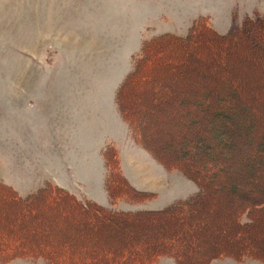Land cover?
I'll return each mask as SVG.
<instances>
[{
  "label": "trees",
  "instance_id": "1",
  "mask_svg": "<svg viewBox=\"0 0 264 264\" xmlns=\"http://www.w3.org/2000/svg\"><path fill=\"white\" fill-rule=\"evenodd\" d=\"M244 20L219 34L198 18L184 37L143 41L114 93L132 141L196 192L161 209H115L157 195L129 183L113 144L101 150L109 207L50 181L25 196L0 183V264H264V16ZM234 68L251 81L234 82Z\"/></svg>",
  "mask_w": 264,
  "mask_h": 264
},
{
  "label": "rangeland",
  "instance_id": "2",
  "mask_svg": "<svg viewBox=\"0 0 264 264\" xmlns=\"http://www.w3.org/2000/svg\"><path fill=\"white\" fill-rule=\"evenodd\" d=\"M255 15L264 16V0H0V183L25 196L46 181L59 182L75 197L109 207L101 150L113 144L125 167L141 165L139 190L157 194L136 205L119 201L115 209L156 210L193 194V181L165 170L132 141L115 90L143 41L163 33L184 37L198 18L227 34ZM245 78L251 81L242 73L233 81ZM194 81L182 84L179 95L192 92ZM74 129L80 130L77 147L69 135ZM71 165L86 179L73 177ZM155 264L176 263L164 257Z\"/></svg>",
  "mask_w": 264,
  "mask_h": 264
},
{
  "label": "crops",
  "instance_id": "3",
  "mask_svg": "<svg viewBox=\"0 0 264 264\" xmlns=\"http://www.w3.org/2000/svg\"><path fill=\"white\" fill-rule=\"evenodd\" d=\"M79 129H77V131L74 129L71 132H69L70 140H71V144H73L75 147L79 146V141H77L78 137H79ZM74 139H76V145L74 144ZM81 139H84V132H82V136ZM119 151V156H120V163H121V167H122V171L124 172L125 177L127 178V180L129 181V183L135 187L136 189H140L142 188L141 186L139 187V178L142 176L141 174V165L137 163H131L130 162V166H128L126 164L127 167L124 166V164L126 163L125 160L122 158V154L120 152V149H118ZM133 150H131L132 152ZM133 157H136V154H131V156L129 155L128 158L130 159V161H133ZM142 158V157H141ZM136 159V158H135ZM147 164V163H146ZM70 174L75 177V178H80L81 180H85L87 176L83 174H81L80 172H76L75 169L73 168V166L71 165V169H69ZM53 182H55V180L53 179ZM77 184H81L78 180L75 181ZM55 184H57L55 182ZM58 186L63 187V185H61V183L58 182L57 184ZM82 185V184H81ZM67 190H70L68 187H64ZM154 193V192H153ZM156 194V193H155ZM157 195V194H156ZM75 196V195H74ZM217 261V260H216ZM214 262V261H213Z\"/></svg>",
  "mask_w": 264,
  "mask_h": 264
}]
</instances>
